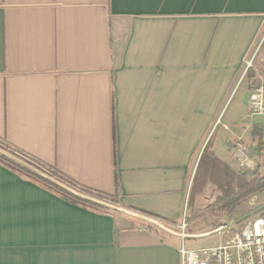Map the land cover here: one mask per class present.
Masks as SVG:
<instances>
[{
	"label": "crops",
	"instance_id": "crops-1",
	"mask_svg": "<svg viewBox=\"0 0 264 264\" xmlns=\"http://www.w3.org/2000/svg\"><path fill=\"white\" fill-rule=\"evenodd\" d=\"M256 75L264 0H0V138L125 208L180 222L215 166L264 173ZM144 224L0 164V264H180Z\"/></svg>",
	"mask_w": 264,
	"mask_h": 264
},
{
	"label": "trees",
	"instance_id": "trees-1",
	"mask_svg": "<svg viewBox=\"0 0 264 264\" xmlns=\"http://www.w3.org/2000/svg\"><path fill=\"white\" fill-rule=\"evenodd\" d=\"M0 149L8 152L12 156L16 157L17 159L23 161L24 163L32 166L33 168L37 169L38 171L46 174L50 178H53L54 180L58 181L59 183H62L66 185L67 187H70L71 189L86 195L88 197L94 198L96 200H100L102 202L109 203L113 206L123 208L129 212L138 214L140 216L146 217L148 219L158 221L161 224H163L168 230L175 231L176 227L178 226L179 222L174 220H167L163 219L157 216H154L152 214L146 213L144 211H138L130 208H125L121 205H119L118 202V185H117V179L115 175V192L113 194H105L97 191H93L91 189H88L86 187H82L80 185H77L72 180L68 179L67 177L63 176L61 173L56 171L54 168L48 166L47 164L27 155L24 154L15 148L11 147L4 139L0 138ZM0 164L9 169L10 171L16 173L18 176L27 179L31 181L32 183L36 184L37 186L41 187L42 189L58 196L61 200L78 206L80 208L96 212V213H103L107 214L110 211H112L109 208H105L102 206H99L97 204L91 203L89 201L77 198L70 193L60 189L59 187L49 183L48 181L34 175L33 173L29 172L25 168L17 165L16 163L6 159L2 155H0ZM224 173L229 174L231 180L236 181V186L232 184H224L219 186V190L221 191V195L217 198H215L210 203H207V205H204L202 207H199L193 211V216L202 214L204 212H214L217 210V208L222 209H232L235 205L239 203L244 197L258 193L261 190H264V173L259 172H253L247 176L243 175L240 172H233L228 167L223 169ZM194 185H198L197 176L194 179ZM200 188H203V183L200 186ZM200 189V190H201ZM145 227H152L149 224H144Z\"/></svg>",
	"mask_w": 264,
	"mask_h": 264
},
{
	"label": "built area",
	"instance_id": "built-area-1",
	"mask_svg": "<svg viewBox=\"0 0 264 264\" xmlns=\"http://www.w3.org/2000/svg\"><path fill=\"white\" fill-rule=\"evenodd\" d=\"M252 67V58L245 62V72ZM246 119L264 121V78L256 75L251 83ZM233 157L239 166L246 165L245 146L238 142ZM185 235V225L180 227ZM178 249L180 264H264V215L245 222L239 229L215 246L188 249L184 238Z\"/></svg>",
	"mask_w": 264,
	"mask_h": 264
},
{
	"label": "rangeland",
	"instance_id": "rangeland-1",
	"mask_svg": "<svg viewBox=\"0 0 264 264\" xmlns=\"http://www.w3.org/2000/svg\"><path fill=\"white\" fill-rule=\"evenodd\" d=\"M218 168L215 166V169L212 170L211 179L209 180V183L205 186V189L200 194L194 193L196 195L190 200V202V198H188L183 218L179 222L175 231L170 230L172 232L182 234L180 227L182 225V222H184L185 235H205L201 238L185 239L184 244L185 247L188 249H200L223 243L230 236L231 232L235 231L236 229H239L245 222L255 217L264 215V201L262 200L264 190H261L258 193H255L259 194L258 197H253L254 194L246 196L241 201H239V203L235 205L232 209L221 210L220 208H217V210L214 212L207 211L202 214L193 216L192 213L195 209L207 205V203H210L215 198L221 195V191L218 188L219 186L227 183L236 186V181L231 180L229 174L224 173V171L219 170L220 168ZM246 170L247 169L242 170L236 167L233 171H239L240 173L242 171V174L244 176H247V172L249 170ZM147 228L154 229L153 227ZM155 231L157 234H159L160 237H167V235L164 234L162 230ZM178 242H180L181 244L182 239L180 238Z\"/></svg>",
	"mask_w": 264,
	"mask_h": 264
},
{
	"label": "water",
	"instance_id": "water-1",
	"mask_svg": "<svg viewBox=\"0 0 264 264\" xmlns=\"http://www.w3.org/2000/svg\"><path fill=\"white\" fill-rule=\"evenodd\" d=\"M0 155H2L3 157L7 158L8 160H10V161L16 163L17 165L25 168L26 170H28L29 172L33 173L34 175H36V176L48 181L49 183L59 187L60 189L70 193L71 195H73V196H75L77 198L89 201L91 203L97 204V205L105 207V208H109V209L114 210V211H118V212H121V213H124V214H128V215H130V216H132V217H134L136 219H139L142 222H145L146 224L155 226L158 229H160V230H162V231H164V232H166V233H168L170 235L176 236L178 238H184V239L201 238V237L205 236V235H199V236L181 235L179 233L172 232V231L168 230L164 225H162L159 222H156V221L148 219L146 217H143V216L128 212V211H126V210H124V209H122L120 207L113 206V205H111L109 203L102 202L100 200H96L94 198H91V197H88L86 195H83V194L71 189L70 187H67L64 184L59 183L58 181L54 180L53 178H50L46 174L38 171L37 169L33 168L32 166L24 163L23 161L17 159L16 157L10 155L9 153H7V152H5V151H3L1 149H0ZM208 234H211V233H208Z\"/></svg>",
	"mask_w": 264,
	"mask_h": 264
}]
</instances>
